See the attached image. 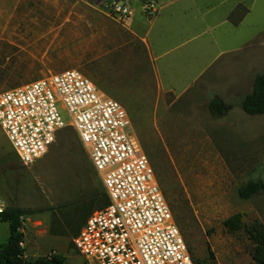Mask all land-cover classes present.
Listing matches in <instances>:
<instances>
[{
  "label": "rangeland",
  "instance_id": "obj_1",
  "mask_svg": "<svg viewBox=\"0 0 264 264\" xmlns=\"http://www.w3.org/2000/svg\"><path fill=\"white\" fill-rule=\"evenodd\" d=\"M102 1L0 0V93L69 69L82 73L127 112L193 262L253 264L245 230L264 225V193L242 200L237 191L264 178V116H248L240 105L264 74V0L253 1L237 29L203 33L158 62L162 83L174 84L177 96L157 90L141 58L126 63L120 52L108 56ZM244 12L236 6L229 20ZM181 34L188 40L194 33ZM202 42L206 47L197 52ZM214 95L229 106L219 118L207 108ZM61 115L70 122L65 111ZM93 173L72 128L58 132L49 151L28 166L0 130V201L23 211L27 259L55 254L82 264L68 225L90 206L99 210L92 199L101 184ZM236 214L243 228L229 232L223 222ZM7 239L8 227L0 223V242Z\"/></svg>",
  "mask_w": 264,
  "mask_h": 264
},
{
  "label": "built area",
  "instance_id": "obj_2",
  "mask_svg": "<svg viewBox=\"0 0 264 264\" xmlns=\"http://www.w3.org/2000/svg\"><path fill=\"white\" fill-rule=\"evenodd\" d=\"M132 1L147 19L157 16L158 0H103L101 8L122 23L134 15ZM66 128L76 133L108 199L72 240L82 264H194L119 102L73 69L0 93V130L21 164L42 158Z\"/></svg>",
  "mask_w": 264,
  "mask_h": 264
},
{
  "label": "crops",
  "instance_id": "obj_3",
  "mask_svg": "<svg viewBox=\"0 0 264 264\" xmlns=\"http://www.w3.org/2000/svg\"><path fill=\"white\" fill-rule=\"evenodd\" d=\"M253 1L158 0L159 12L153 19L144 17L139 8V3L132 1L131 5L134 8V15L131 19L121 23L104 15L103 21L108 29V56L111 57L114 52H120L121 57L127 58L125 60L126 63H130V57L136 59L132 58L131 62L133 63L139 62L137 58H141L147 71L152 74L157 90L177 96L174 84L164 86L162 83L158 62L172 51L182 48L188 41L198 39L203 33L216 31L221 28H227L228 31L237 29L251 14ZM239 5L246 12L238 21H235L237 24H234V21L229 20V15ZM218 9L222 11L215 13ZM183 30H191L194 34H192L190 39L185 40L181 34ZM115 42L117 43L116 46H114ZM202 46L206 47L205 42L195 47L196 51L198 52L197 49L202 48ZM197 52H192V55L197 54ZM223 53L225 52L216 53L210 63ZM185 54L187 52L180 53L176 57L177 61L181 62ZM199 75L194 78V81L198 79ZM249 258L250 262H253L251 256ZM218 264L222 263L219 262Z\"/></svg>",
  "mask_w": 264,
  "mask_h": 264
},
{
  "label": "trees",
  "instance_id": "obj_4",
  "mask_svg": "<svg viewBox=\"0 0 264 264\" xmlns=\"http://www.w3.org/2000/svg\"><path fill=\"white\" fill-rule=\"evenodd\" d=\"M237 24V22H234ZM241 110L248 116H264V74L257 75L253 82L251 91L244 96L241 101ZM208 111L213 118H219L226 114L229 106L225 104L217 95H214L207 105ZM94 172V170H93ZM93 176L97 177L96 173ZM98 178V177H97ZM101 184V183H100ZM264 193V178L250 179L241 185L237 195L242 200H250L257 195ZM98 201L99 210L108 204L107 196L101 185L100 191H97L92 199ZM92 206L84 212L80 220L74 225H68V234L72 240L79 233L86 219L96 210ZM23 211L18 207L4 209L0 213V223L8 227V239L0 242V264H66V258L62 255L41 256L35 259H27L23 254L24 235L20 231ZM223 226L229 232H237L243 228L241 218L238 214L233 215L223 222ZM247 239L253 244L251 258L255 264H264V225L255 223L245 230ZM73 246V242H72ZM194 264H212L209 261H195Z\"/></svg>",
  "mask_w": 264,
  "mask_h": 264
}]
</instances>
